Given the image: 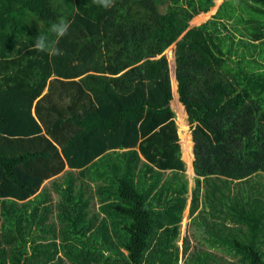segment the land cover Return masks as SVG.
<instances>
[{
    "label": "trees",
    "instance_id": "obj_1",
    "mask_svg": "<svg viewBox=\"0 0 264 264\" xmlns=\"http://www.w3.org/2000/svg\"><path fill=\"white\" fill-rule=\"evenodd\" d=\"M215 1L0 0V264H179L188 207L183 264H264V0Z\"/></svg>",
    "mask_w": 264,
    "mask_h": 264
},
{
    "label": "rangeland",
    "instance_id": "obj_2",
    "mask_svg": "<svg viewBox=\"0 0 264 264\" xmlns=\"http://www.w3.org/2000/svg\"><path fill=\"white\" fill-rule=\"evenodd\" d=\"M222 2H223V0H217V3L215 2L216 3V6L215 7L218 8L222 4ZM234 2H238V0H234ZM256 7H261V4L252 3V4H248L246 7H240L239 6L238 7V10H236L235 8H232V11H237V12L239 11V15H242L243 16V14H244L245 17L253 16L258 21L263 22L264 21V11H262V10L256 8ZM226 9L228 10L229 9V6H227ZM211 10H212V8L210 9V11ZM206 13H208V12H201V13L197 14L194 17L195 19L193 18L194 21H192L193 19L190 21V26H195V25H199V24L203 23V22L199 23V21L201 19H203V17H209L210 14H211V16H210V18H211L214 15L215 10H213V12H210L208 14H206ZM203 14H205V15L202 18H199L200 17L199 15H203ZM217 18H220V16L215 17L212 21L216 20ZM263 27H264V24H263ZM170 47L171 48H169V49H171V61H172V64L169 61V58H167V57L166 58L168 59L167 61H168V64H169L170 76H171V83H172V87H173V79H174L173 72H174V70L176 71V49H177L176 42L173 43V45L170 46ZM257 47H258V50H257L258 53L260 52V55L264 58V40H262ZM173 54L175 56V59H174L175 64H174V61H173V58H174L173 57ZM176 94H177V97L176 98L174 97V100L171 102V104L174 105V108L176 110V119L178 121V125L180 124L182 126V129H183L182 132H183V135H184V139H186L187 136H188V126L184 123L183 117L182 116L179 117V114H180V111L181 110H179L178 103H177V101L180 102L179 99H178V92L177 91H176ZM181 112H183V110ZM184 114H186V113H184ZM184 118H185V116H184ZM189 128L191 129L190 126H189ZM179 143L182 146L181 138L179 140ZM187 144L188 143L186 142V144H185L186 145L185 146V149H186V157L188 156V151H187L188 150V147H187ZM182 158H183V160L186 163L185 156L182 155ZM193 159H194V154H193ZM186 166H187V174H188V177H189L190 181L193 182V185L192 186H194V176H193V173H192V171L190 169L189 162L186 163ZM66 168H68V166ZM126 220L129 222L130 219L129 220L126 219ZM130 222H131V220H130ZM188 222H189V212H188V208H187L186 211H185V213H184V217H183V220H182V223H181V239H180L181 245L183 244L182 243L183 242L182 237L184 236V234H186L185 231H186V227H187ZM129 236H130V233H129ZM179 264H183L182 263V247L180 248Z\"/></svg>",
    "mask_w": 264,
    "mask_h": 264
},
{
    "label": "clouds",
    "instance_id": "obj_3",
    "mask_svg": "<svg viewBox=\"0 0 264 264\" xmlns=\"http://www.w3.org/2000/svg\"><path fill=\"white\" fill-rule=\"evenodd\" d=\"M224 1L225 0H223V2H222V4L224 3ZM216 3H217V0L215 1ZM93 3L94 4H96V5H98V6H101V7H103L104 9H109V8H111V7H113L114 6V0H93ZM216 3L213 5V6H211L210 7V9L212 8H214L215 6H216ZM221 4V5H222ZM220 5V6H221ZM219 6V7H220ZM219 7L217 8L216 7V13L218 12V10H219ZM210 9L209 10H207V11H202V12H209L210 11ZM201 13V12H200ZM195 17V16H194ZM193 17V18H194ZM193 27H198L197 25H195V26H190V24H189V27L188 28H193ZM69 28H70V22L69 21H67V20H65V19H63V18H61L58 22H56V23H53L51 26H50V29H49V31H50V33H52L53 34V37H54V39H49V37L48 36H45V35H40V36H38L36 39H35V42H34V44H33V48H34V50H36V51H38V52H46L50 57H56V56H63L64 55V52H63V50L62 49H60L59 47H58V44H59V41H60V39H62L63 37H65L66 35H68V32H69ZM183 35H181V36H179L178 38V40L176 41V44H177V42L181 39V37H182ZM175 43V42H174ZM173 45V44H172ZM171 45V46H172ZM169 48V47H168ZM167 48V49H168ZM166 49V50H167ZM165 52V51H164ZM163 52V53H164ZM162 53V54H163ZM160 55V56H164V55ZM164 57H166V56H164ZM168 60V59H167ZM174 72H175V70H174ZM174 77H175V79H176V72H175V75H174ZM177 88H178V85H177ZM172 89H173V87H172ZM174 93H173V99H172V101L174 100ZM178 99H179V94H178ZM171 101V102H172ZM171 102L169 103L170 105H171V107L173 108V110L176 112V110H175V108H174V105H172L171 104ZM179 103H181V102H179ZM182 104V103H181ZM182 106H183V112L184 113H186V114H184V116H185V121H186V123L191 127V129H190V134L192 133V126L189 124V122H188V113H187V111H186V107H185V105L184 104H182ZM176 122H177V124H178V121H177V119H176ZM178 135H179V140H180V133H179V125H178ZM192 135V134H191ZM192 139H193V135H192ZM193 147H194V145H193ZM181 148H182V146H181ZM111 152V151H110ZM110 152H107V153H110ZM193 152V151H192Z\"/></svg>",
    "mask_w": 264,
    "mask_h": 264
},
{
    "label": "crops",
    "instance_id": "obj_4",
    "mask_svg": "<svg viewBox=\"0 0 264 264\" xmlns=\"http://www.w3.org/2000/svg\"><path fill=\"white\" fill-rule=\"evenodd\" d=\"M192 134V133H191ZM192 136V135H191ZM186 146V145H185ZM48 181V180H47ZM46 181V182H47ZM63 186H65V184L63 183ZM55 189H52V191H54ZM54 195H56V192H53ZM186 211V210H185ZM188 212H189V207H188ZM186 232V231H185ZM185 235V234H184ZM184 237V236H183ZM183 237H182V240H183ZM183 243V242H182ZM182 247L181 243H180V248ZM183 255V253H182Z\"/></svg>",
    "mask_w": 264,
    "mask_h": 264
},
{
    "label": "bare ground",
    "instance_id": "obj_5",
    "mask_svg": "<svg viewBox=\"0 0 264 264\" xmlns=\"http://www.w3.org/2000/svg\"><path fill=\"white\" fill-rule=\"evenodd\" d=\"M215 13H216V12H215ZM215 13H214V14H215ZM207 21H208V20H207ZM203 23H204V22H203ZM173 57H174V54H173ZM174 59H175V58H173V61H174ZM174 64H175V63H174ZM174 74H175V72H174ZM174 74H173V76H174ZM188 142H189V140H188ZM187 147H189V143L187 144ZM193 176H194V175H193Z\"/></svg>",
    "mask_w": 264,
    "mask_h": 264
}]
</instances>
